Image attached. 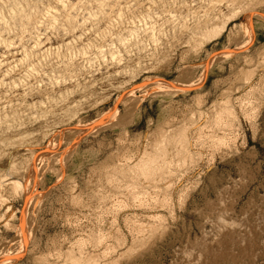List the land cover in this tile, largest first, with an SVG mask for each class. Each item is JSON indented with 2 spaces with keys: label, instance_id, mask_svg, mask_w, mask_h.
Instances as JSON below:
<instances>
[{
  "label": "rangeland",
  "instance_id": "obj_1",
  "mask_svg": "<svg viewBox=\"0 0 264 264\" xmlns=\"http://www.w3.org/2000/svg\"><path fill=\"white\" fill-rule=\"evenodd\" d=\"M0 264H264V0H0Z\"/></svg>",
  "mask_w": 264,
  "mask_h": 264
}]
</instances>
